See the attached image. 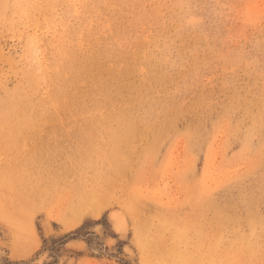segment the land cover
Listing matches in <instances>:
<instances>
[{
	"label": "rangeland",
	"instance_id": "obj_1",
	"mask_svg": "<svg viewBox=\"0 0 264 264\" xmlns=\"http://www.w3.org/2000/svg\"><path fill=\"white\" fill-rule=\"evenodd\" d=\"M0 264H264V0H0Z\"/></svg>",
	"mask_w": 264,
	"mask_h": 264
},
{
	"label": "bare ground",
	"instance_id": "obj_2",
	"mask_svg": "<svg viewBox=\"0 0 264 264\" xmlns=\"http://www.w3.org/2000/svg\"><path fill=\"white\" fill-rule=\"evenodd\" d=\"M36 71V70H35Z\"/></svg>",
	"mask_w": 264,
	"mask_h": 264
}]
</instances>
